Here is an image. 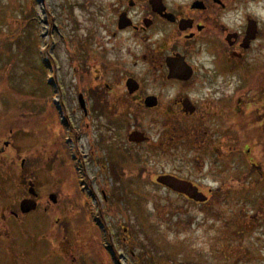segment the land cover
Returning <instances> with one entry per match:
<instances>
[{
  "label": "flooded vegetation",
  "instance_id": "af4514ba",
  "mask_svg": "<svg viewBox=\"0 0 264 264\" xmlns=\"http://www.w3.org/2000/svg\"><path fill=\"white\" fill-rule=\"evenodd\" d=\"M93 15L103 19L104 36L94 49L84 41L87 70L77 102L81 118L96 122L95 163L101 173L108 169L102 200H146L147 178L199 204L157 182L164 175L196 187L203 203L242 198L244 189L257 196L264 186V0H113ZM2 106L0 100V185L14 193L4 195L11 203L0 209V264H37L34 241L29 257L20 249L39 231L34 213L58 238L68 239L71 223L60 215L58 195L37 188V147L22 150L20 129L8 124ZM24 199L35 200L36 209L20 211ZM128 232L122 228L120 244L110 232L111 242L103 237L108 264H123L118 250L133 256ZM3 245L17 247L15 256L4 257Z\"/></svg>",
  "mask_w": 264,
  "mask_h": 264
},
{
  "label": "rangeland",
  "instance_id": "374dc122",
  "mask_svg": "<svg viewBox=\"0 0 264 264\" xmlns=\"http://www.w3.org/2000/svg\"><path fill=\"white\" fill-rule=\"evenodd\" d=\"M112 1L0 0L2 108L8 124L14 121L20 129L22 150L37 147V188L58 195V208L64 209L60 215L71 223L68 239L65 234L58 238L47 233L45 216L35 212L39 231L22 240L20 249L29 257L34 241L37 264H108L103 237L112 239L110 232L120 244L122 228H129L133 256L118 250L123 264H145L144 254L146 264H264V186L257 188V196L249 197L244 189L242 198L222 196L197 204L146 178V200H102L100 189L110 186V177L95 163L96 122L81 118L77 97L87 70L84 41L94 49L104 36L103 19L93 14ZM23 126L29 129L25 136ZM167 161L169 167L176 164ZM5 184L0 185V209L11 203L4 195L14 193ZM104 207L108 212L101 219L97 211ZM3 246L4 257L17 250Z\"/></svg>",
  "mask_w": 264,
  "mask_h": 264
},
{
  "label": "water",
  "instance_id": "95a60500",
  "mask_svg": "<svg viewBox=\"0 0 264 264\" xmlns=\"http://www.w3.org/2000/svg\"><path fill=\"white\" fill-rule=\"evenodd\" d=\"M78 101L81 106H83V99L80 95ZM157 182L163 184L167 188L172 189L175 192L184 193L189 198L194 199L195 201L204 202L206 197L199 193L196 187L190 185L189 183L183 182L182 180L170 176L164 175L157 178ZM33 193V192H32ZM50 199L52 202H56V195H50ZM36 208V202L30 199H24L20 202V210L22 212H29Z\"/></svg>",
  "mask_w": 264,
  "mask_h": 264
}]
</instances>
